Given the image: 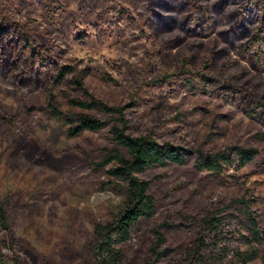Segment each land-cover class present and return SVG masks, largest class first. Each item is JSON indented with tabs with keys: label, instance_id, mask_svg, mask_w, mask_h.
Segmentation results:
<instances>
[{
	"label": "rangeland",
	"instance_id": "obj_1",
	"mask_svg": "<svg viewBox=\"0 0 264 264\" xmlns=\"http://www.w3.org/2000/svg\"><path fill=\"white\" fill-rule=\"evenodd\" d=\"M11 7L68 74L36 91L0 79V201L8 226L0 223V264H97L94 228L114 219L122 189L108 182L110 165H98L114 150L113 121L83 106L94 100L124 108L129 134L180 147L187 160L138 175L150 182L156 213L134 229L120 264H190L200 231L195 218L214 213L231 237L218 240L246 249L237 235L249 232L232 206L242 196L264 231L263 124L221 99L173 86L153 35H135L125 23L130 15L143 26L141 0H11ZM210 46V39L190 40L176 51L202 60ZM80 114L104 120L105 128L71 135ZM240 149L255 150L257 164L221 173L198 167L208 156ZM156 231L165 240L158 259ZM256 245L259 255L249 264H264V240Z\"/></svg>",
	"mask_w": 264,
	"mask_h": 264
},
{
	"label": "trees",
	"instance_id": "obj_2",
	"mask_svg": "<svg viewBox=\"0 0 264 264\" xmlns=\"http://www.w3.org/2000/svg\"><path fill=\"white\" fill-rule=\"evenodd\" d=\"M141 4L143 26L130 15L125 23L135 35L147 32L153 35L161 68L173 86L187 96L202 93L221 99L264 126V92L259 91L264 86V0H141ZM254 13L258 16L256 26H252ZM205 39H210L211 46L209 55L202 60L194 54L176 51L190 40ZM67 74V68L55 60L50 48L33 38L17 21L11 0H0V79L36 91L60 85ZM83 106L106 113L113 121L109 139L114 150L98 165H110L108 182L119 184L122 189L120 209L113 220L95 225L97 240L92 252L97 264H120L122 247L131 239L134 229L156 213L150 182L138 175L157 167L183 165L187 160L180 147L161 144L149 136L129 134L124 108H111L95 100ZM75 120L77 125L70 132L74 136L84 131L98 132L106 126L104 120L87 114L76 115ZM261 138L264 140V134ZM255 161V150L240 149L234 155L208 156L198 167L221 173L224 169L240 170L257 164ZM251 205L245 196L232 202L249 232L237 235L246 246L244 250L232 249L218 240L227 236L223 229L225 218L219 213L195 218L200 231L189 253L190 264L254 261L259 255L256 243L264 240V231L253 217ZM0 223L8 229L1 201ZM156 233L159 241L153 252L158 259L161 252L157 253V248L165 240L159 231ZM2 264L19 262L16 259L8 263L3 259Z\"/></svg>",
	"mask_w": 264,
	"mask_h": 264
}]
</instances>
